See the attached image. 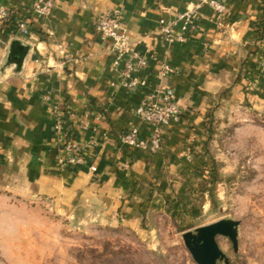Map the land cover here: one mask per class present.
<instances>
[{
	"label": "crops",
	"instance_id": "0c3cea01",
	"mask_svg": "<svg viewBox=\"0 0 264 264\" xmlns=\"http://www.w3.org/2000/svg\"><path fill=\"white\" fill-rule=\"evenodd\" d=\"M225 1L221 25L204 6L188 41L170 44L159 20L184 12L191 0H56L47 16L37 12L40 0H0L11 12L0 23V191L42 196L83 222L136 225L143 214L153 219L163 211L186 178L206 168L212 105L264 101V0ZM114 10L132 50L147 61L135 74L146 86L135 90L121 85L124 62L115 68L112 41L96 30V20ZM15 40L30 46L20 69L8 65ZM163 65L171 69L165 77ZM164 87L175 91L183 113L164 130L162 151L123 146L119 137L133 130L151 137L135 110ZM58 121L65 136L75 131L84 164L66 162Z\"/></svg>",
	"mask_w": 264,
	"mask_h": 264
},
{
	"label": "rangeland",
	"instance_id": "374dc122",
	"mask_svg": "<svg viewBox=\"0 0 264 264\" xmlns=\"http://www.w3.org/2000/svg\"><path fill=\"white\" fill-rule=\"evenodd\" d=\"M208 113L204 172L186 178L153 219L83 222L42 196L0 191V264H197L183 236L224 219L239 222L237 249L217 238L227 264H264V101L212 105L206 142Z\"/></svg>",
	"mask_w": 264,
	"mask_h": 264
},
{
	"label": "built area",
	"instance_id": "2783aa9c",
	"mask_svg": "<svg viewBox=\"0 0 264 264\" xmlns=\"http://www.w3.org/2000/svg\"><path fill=\"white\" fill-rule=\"evenodd\" d=\"M56 0H40L37 6V12L40 15L47 16L55 5ZM207 6L216 16L218 24L221 22L227 12L228 6L225 0H191L188 8L172 19L161 18L159 20V31L165 40L170 43L183 44L188 41V34L194 29V15L200 8ZM11 18V12L6 8L0 7V23L7 22ZM20 33L24 36L29 35V29L25 23L19 24ZM96 30L100 32L104 39L112 41L113 48L117 52V58L114 63L115 68L120 69L124 62V68L119 70L121 85L127 89L135 90L138 87L146 86L144 80L135 76L139 69L147 66V61L142 56L132 50L131 38L128 35L122 22V13L114 10L108 14L99 17L96 20ZM263 51L259 61V67L264 72V39L262 41ZM171 72L168 65H163L161 75L167 76ZM182 107L172 88L164 87L150 94L135 110V114L145 123L152 127L153 132L149 139L139 136L137 131L122 134L119 137L120 143L126 147L148 150L151 153H159L163 147L164 130L172 123L179 122L182 116ZM56 129L64 133V126L58 123ZM63 146L68 152L66 162L71 164H84L80 146L76 140L67 141L65 133L63 134ZM96 171L95 167L91 168Z\"/></svg>",
	"mask_w": 264,
	"mask_h": 264
},
{
	"label": "water",
	"instance_id": "95a60500",
	"mask_svg": "<svg viewBox=\"0 0 264 264\" xmlns=\"http://www.w3.org/2000/svg\"><path fill=\"white\" fill-rule=\"evenodd\" d=\"M30 51V46L20 40H15L10 46L8 65H14L20 69ZM239 222L232 219H224L210 225L197 228L183 236L184 243L197 264H218L227 258L217 242L219 236L228 238L238 247Z\"/></svg>",
	"mask_w": 264,
	"mask_h": 264
},
{
	"label": "trees",
	"instance_id": "16d2710c",
	"mask_svg": "<svg viewBox=\"0 0 264 264\" xmlns=\"http://www.w3.org/2000/svg\"><path fill=\"white\" fill-rule=\"evenodd\" d=\"M206 119H207V123H206V130L208 132V139H207V142H206V149L208 148V143L209 141L212 139V135H213V131L211 130V127H210V124H209V120L210 119H213V115L211 113H208L206 115ZM66 139L67 141H73L76 139V136H75V131L74 130H71L69 131L67 134H66ZM216 181V178H214V183ZM206 192L210 193V195L212 194V188H204L202 187L200 189V193L202 195H204Z\"/></svg>",
	"mask_w": 264,
	"mask_h": 264
}]
</instances>
